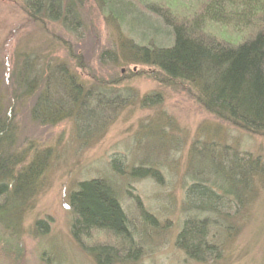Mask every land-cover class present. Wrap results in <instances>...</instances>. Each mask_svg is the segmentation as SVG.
I'll use <instances>...</instances> for the list:
<instances>
[{
	"label": "trees",
	"instance_id": "1",
	"mask_svg": "<svg viewBox=\"0 0 264 264\" xmlns=\"http://www.w3.org/2000/svg\"><path fill=\"white\" fill-rule=\"evenodd\" d=\"M14 1L32 24L54 26L78 41L84 34L83 11L92 2L116 38L100 50V67L109 72L123 66L149 68L146 76L159 87L186 91L217 120L264 135V0H185L187 4L176 0ZM193 9L196 14L189 22ZM205 19L211 22L205 24ZM61 43L72 67L86 71L82 57L68 42ZM13 59L6 83H0V264H26V254L13 241L20 239L23 218L34 206L50 157V150L19 143L21 120L40 127L72 122L81 139L88 140L109 123L105 114L132 100L138 102L118 88L122 82L116 74L94 76L88 84L65 60L42 58L28 49H17ZM137 73L131 72L130 80L144 74ZM161 97L156 94L139 103L158 106ZM236 162L235 191L208 179L209 183L203 172L190 178L186 210L194 216L182 222L175 245L193 262L216 261L235 225L246 222L243 217H248L251 201L259 191L264 192V163L249 157ZM131 174L159 179L151 169L137 168ZM68 202L72 214L69 233L83 252L96 261L101 256L109 258L111 264L138 261V247L148 233L140 235L130 227L106 182L79 183ZM144 221L150 230H157L153 217H144ZM35 229L43 235L47 231L42 221L36 222ZM94 234L110 237L112 244L87 243Z\"/></svg>",
	"mask_w": 264,
	"mask_h": 264
},
{
	"label": "rangeland",
	"instance_id": "2",
	"mask_svg": "<svg viewBox=\"0 0 264 264\" xmlns=\"http://www.w3.org/2000/svg\"><path fill=\"white\" fill-rule=\"evenodd\" d=\"M176 1L187 4L185 0ZM83 16L84 34L78 41L54 26L40 28L32 24L19 2L0 0V83H6L12 70L14 52L28 49L42 58L67 61L88 84L94 76L109 78L116 74L122 82L118 88L138 99L112 114H105L103 118H109V123L106 121L104 129L88 140L85 136L81 139L72 122L40 127L28 119L21 120L19 143L30 144L37 150H50L34 206L23 218L20 239L13 241L26 254V264L112 263L109 258L107 261L101 256L96 261L87 255L69 233L72 215L68 196L80 182L88 180L106 182L113 189L130 227L138 230V234L140 231V235L148 233L138 245V261L124 264H264V192L260 191L251 201L248 221L244 215L246 222L235 225L225 247L218 249L216 261L193 262L175 245L182 222L194 216L193 211L186 210L190 178L203 172L206 180L228 185V191H235L239 173L237 159L249 157L264 163V135H254L217 120L186 91L159 87L146 76L151 72L149 68L123 66L109 72L100 67L97 62L100 50L108 48L112 41L115 43L116 38L109 34L92 2L85 7ZM62 40L82 57L86 71L73 68ZM138 71L144 74L130 80V73L138 74ZM156 94L162 96L158 106L139 103ZM137 168L157 172L159 182L132 178L131 170ZM148 216L156 220L157 230H150L149 223L144 221ZM38 221L46 224L45 235L36 232ZM93 236L87 243L112 244L110 237ZM134 256L135 253L131 254L129 260Z\"/></svg>",
	"mask_w": 264,
	"mask_h": 264
},
{
	"label": "clouds",
	"instance_id": "3",
	"mask_svg": "<svg viewBox=\"0 0 264 264\" xmlns=\"http://www.w3.org/2000/svg\"><path fill=\"white\" fill-rule=\"evenodd\" d=\"M195 14H196V10L193 9V12H192L191 14H189V16H188V20H189V22L192 21V19H193V17H194ZM209 22H211V21H209V20H207V19H205V21H204L205 24H206V23H209Z\"/></svg>",
	"mask_w": 264,
	"mask_h": 264
},
{
	"label": "bare ground",
	"instance_id": "4",
	"mask_svg": "<svg viewBox=\"0 0 264 264\" xmlns=\"http://www.w3.org/2000/svg\"><path fill=\"white\" fill-rule=\"evenodd\" d=\"M46 166H45V168H44V170H43V174H42V177H43V175H44V172L46 171ZM42 177H41V179H42ZM132 177V176H131ZM133 178V177H132ZM81 183V182H80ZM76 191V190H75ZM71 213V212H70ZM72 215V214H71Z\"/></svg>",
	"mask_w": 264,
	"mask_h": 264
}]
</instances>
